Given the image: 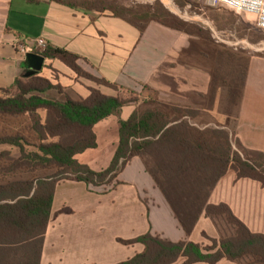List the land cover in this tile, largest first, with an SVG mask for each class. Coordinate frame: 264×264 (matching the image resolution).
I'll return each instance as SVG.
<instances>
[{"label": "trees", "instance_id": "trees-1", "mask_svg": "<svg viewBox=\"0 0 264 264\" xmlns=\"http://www.w3.org/2000/svg\"><path fill=\"white\" fill-rule=\"evenodd\" d=\"M48 1L74 9L109 11L111 16L124 19L140 32L149 22L136 24L114 6L99 7L95 0ZM154 21L182 30L165 20L155 18ZM41 55L46 60H58L79 78L94 82L96 87H89V93L77 100L66 96L63 101H55L39 95L56 85L38 72L19 76L10 85L0 86V116L15 119L26 116L24 129L40 138L36 146L40 153L32 152L14 159L7 167L0 166V264H44L41 255L55 186L69 171L74 179L87 185L114 186L118 183L113 182L118 173L135 156L141 159L186 237L201 214L223 216L233 226L234 234L218 242L213 239V246L205 248L192 240L170 241L147 231L126 241L140 243L142 251L110 264H216L223 258L238 261L245 256L264 264V234L251 232L227 204L208 202L215 184L229 170L235 173L236 179H251L264 188V153L256 152L255 156L243 158L238 151L230 149L226 133L223 144L207 141L196 136L192 124L181 117L169 119L158 108H145L134 110L119 121L117 143L109 163L101 170H93L78 162L76 156L97 146L94 127L98 122L137 98L131 99L126 96L128 91L120 90L115 83L83 71L77 64L79 57L64 48L48 45ZM240 79L243 81L244 77ZM100 86L115 94L103 93L97 88ZM238 92L232 94V99ZM175 110L181 113L180 109ZM41 112L46 115L43 122L41 115L37 116ZM186 113L181 116H187ZM67 132L72 135L68 140L59 138L61 133ZM19 136L3 132L0 143L21 146ZM235 143L241 146L238 140ZM5 169L23 170L31 176L25 180L4 181ZM38 170L53 171L39 175ZM143 202L146 204L145 198Z\"/></svg>", "mask_w": 264, "mask_h": 264}, {"label": "rangeland", "instance_id": "rangeland-1", "mask_svg": "<svg viewBox=\"0 0 264 264\" xmlns=\"http://www.w3.org/2000/svg\"><path fill=\"white\" fill-rule=\"evenodd\" d=\"M95 1L99 7L114 6L118 12L124 13L126 19L133 20L136 24L158 18L178 25L182 32L198 36L199 40L196 41L195 49H187L186 54L180 58L181 63L187 62L188 67L192 68L189 69L192 75L184 79L181 74L170 72L169 75H163L165 77H161V81H155L152 86H146L140 92L129 90L126 96L131 99L136 97L137 101L122 106L107 120L100 122L95 129L97 146L79 155L80 162L84 161L96 171L105 167L115 147L119 121L125 119L134 110L141 111L145 108H158L169 119L181 117L192 124L196 136L205 138L207 141L223 144L226 133L232 151H238L243 158L256 155L255 152L250 153L235 143L237 140L235 126L238 123V116L233 107L238 94L232 99V94L239 91L240 78L244 77L250 57L264 59V30L256 26L252 15L236 13L224 7H212L207 0ZM99 13L111 15L109 11ZM221 31L225 32V40L230 42L231 46L217 48V44L213 41L218 40L219 37L223 38L220 36ZM9 59L11 58H8L7 62ZM43 65L38 74L56 86L39 93L40 96L55 101H63L66 96L77 100L89 93V87H96L94 82L79 78L58 61L45 59ZM184 65H180L181 71ZM207 70H210V75ZM102 91L114 94L106 88H102ZM175 109H180L181 113L187 111L188 115L182 117L181 113ZM37 116L41 118V122L46 118L42 112ZM26 121V116L20 119L0 116V134L3 132L20 134L19 137L22 138L21 146L0 143V166L7 167L14 159L32 152L40 153L36 148L40 142L39 135L24 129ZM260 130L264 131V128ZM71 133L75 134L77 131H71ZM71 133H61L59 138L66 141L72 136ZM5 170L4 181L25 180L31 176L23 170ZM52 171L38 170L37 173L42 175ZM70 172L63 179H73V174ZM126 185L129 186L130 183ZM108 186L110 185L97 186L100 190L94 193L90 192L92 189L89 188L87 192L91 193L90 196L83 194L85 190L82 186V190L72 184H61L58 188L61 193L70 192L73 202L65 200L63 207L65 213H61V202H56L52 208L48 245L44 253L51 256L52 262L55 264H110L142 251L143 247L140 243L126 242L139 230L136 227L139 225L137 220L140 219L137 210L139 208L141 211V203L133 198L132 193L121 200L122 203L117 194H113L112 189L105 191ZM127 217L130 222L125 232L119 231L121 235L119 242L113 243L106 240V236L110 238L113 232H118L120 229L115 225L114 220L127 219ZM209 218H212L216 225L218 231L216 239L210 238L207 234L212 233L211 225L206 224L202 229L199 225L197 230L193 231L194 238H199L201 234L200 244L205 248L213 246V239L218 242L234 234L233 226L227 223L223 216L215 215ZM238 261L242 264H263L253 262L251 256L242 257Z\"/></svg>", "mask_w": 264, "mask_h": 264}, {"label": "crops", "instance_id": "crops-1", "mask_svg": "<svg viewBox=\"0 0 264 264\" xmlns=\"http://www.w3.org/2000/svg\"><path fill=\"white\" fill-rule=\"evenodd\" d=\"M224 34L225 32L221 31L220 36L223 38L219 37L218 40L213 41L217 44V48L231 46L230 42L225 40L226 35ZM37 37L43 38L50 46L64 48L76 54L79 57L78 65L90 74L115 83L120 90L134 92H140L144 87L152 86L155 81H161V77L169 75L170 72H177V75L181 74V77L187 79L192 75V72H189L191 67H188L187 62L181 63L180 58L186 54L187 49H195L196 41L199 40L198 36L166 27L155 21H149L140 32L119 17L101 14L97 11L74 9L48 0H39L34 3L26 0H0V86L10 85L15 78L23 76L26 71L23 66L24 59L16 51V43ZM8 58H11L9 62H7ZM61 65L64 66L62 63ZM180 65H184L182 71ZM207 72L210 75V70ZM211 80H213L212 77ZM97 88L102 91V88L106 87ZM112 92L115 94L114 91ZM234 101L233 108L238 116L235 134L241 147L250 153H264V131L260 130L264 128L263 58L250 57L244 79L239 84V92ZM100 122L94 127L96 140L95 129ZM79 155L76 156L78 162H80ZM80 163L86 164L84 161ZM115 181L118 183L112 187L108 186L105 191L112 189L119 201L132 193L133 198L142 205L141 211L139 208L137 210L140 219L137 220L139 225L136 227L139 230L132 234V238L150 231L170 241L186 239L201 243V234L199 238H194L193 231L197 230L199 225L202 229L206 224L212 226V233H207L210 238L218 237L213 219L204 214L198 217L190 235L187 237L184 235L169 205L154 185L140 158L133 157L118 173L113 182ZM61 184H72L79 190L83 188L85 190L83 194L86 196L91 194L88 193L89 188L92 189L90 192L94 193L96 190L99 192V187H101L87 185L74 178H66L56 183L41 255V262L44 264H55L49 254H44L48 245L52 208L56 202H61L62 213L65 200L73 202L70 192L64 194L58 190ZM144 198L146 204L143 202ZM208 202L227 204L233 214L245 223L251 232L264 234V188L258 182L247 178L236 179L235 173L229 170L215 184ZM125 219L114 220L115 225L120 229L118 232H113L110 238L106 236V240L113 243L119 242L121 237L119 231L125 232L130 222L128 217ZM241 261L223 258L216 264H242Z\"/></svg>", "mask_w": 264, "mask_h": 264}, {"label": "built area", "instance_id": "built-area-1", "mask_svg": "<svg viewBox=\"0 0 264 264\" xmlns=\"http://www.w3.org/2000/svg\"><path fill=\"white\" fill-rule=\"evenodd\" d=\"M207 3L212 7H224L236 13L250 14L254 17L256 26L264 30V0H207ZM47 46L48 44L43 38L37 37L18 41L15 48L24 59L28 52L41 55Z\"/></svg>", "mask_w": 264, "mask_h": 264}, {"label": "water", "instance_id": "water-1", "mask_svg": "<svg viewBox=\"0 0 264 264\" xmlns=\"http://www.w3.org/2000/svg\"><path fill=\"white\" fill-rule=\"evenodd\" d=\"M44 61V56L40 54L34 52L26 53L25 58L23 60V66L26 70L24 76L36 74L42 69Z\"/></svg>", "mask_w": 264, "mask_h": 264}]
</instances>
